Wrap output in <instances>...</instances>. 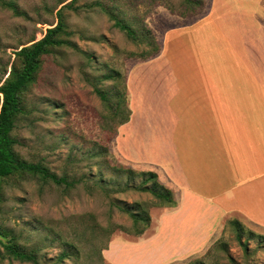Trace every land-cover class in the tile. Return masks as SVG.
Wrapping results in <instances>:
<instances>
[{
    "label": "rangeland",
    "instance_id": "rangeland-1",
    "mask_svg": "<svg viewBox=\"0 0 264 264\" xmlns=\"http://www.w3.org/2000/svg\"><path fill=\"white\" fill-rule=\"evenodd\" d=\"M69 1L0 0V77L10 70L19 47L57 24L58 10ZM211 1L190 6L188 0H77L65 10L70 38L80 49L62 46L44 55L13 134L22 158L81 182L58 185L29 172L2 180L0 264H264V232L234 215L230 219L244 229L242 241L230 220L221 230L197 232L187 240L170 231L168 207L151 206L154 195L137 187L143 177L120 168L155 171L169 187L163 173L134 160L152 159L170 142L172 122L158 111L164 105L159 96L165 94L160 84L165 70L157 65L177 56L183 61L191 34V26H170L203 17ZM109 12L128 22L137 39L115 26ZM236 17L251 38L260 32L249 16L240 11ZM154 42L164 45L166 57L162 50L143 56ZM249 46L259 50L264 43L257 38L256 46ZM109 75L119 79L104 78ZM96 85L108 92V102L95 92ZM119 91L126 102L117 114L113 106ZM129 97L135 115L121 131L118 123L129 113ZM137 205L151 216L140 236L119 227L133 226L126 208H141ZM9 242L35 254L37 262L10 254L4 245Z\"/></svg>",
    "mask_w": 264,
    "mask_h": 264
},
{
    "label": "crops",
    "instance_id": "crops-1",
    "mask_svg": "<svg viewBox=\"0 0 264 264\" xmlns=\"http://www.w3.org/2000/svg\"><path fill=\"white\" fill-rule=\"evenodd\" d=\"M240 11L261 33L251 38L240 30ZM183 25L191 26L184 60L157 65L165 70L158 111L172 122L169 145L134 162L163 173L174 191L170 231L194 240L237 215L264 232V46H249L257 38L264 43V0H212L203 17L170 27ZM129 101L121 131L135 115Z\"/></svg>",
    "mask_w": 264,
    "mask_h": 264
},
{
    "label": "trees",
    "instance_id": "trees-1",
    "mask_svg": "<svg viewBox=\"0 0 264 264\" xmlns=\"http://www.w3.org/2000/svg\"><path fill=\"white\" fill-rule=\"evenodd\" d=\"M77 0H70L64 4L57 12L58 22L51 28L47 29L45 35L38 40H32L30 44L19 47L15 53V59L10 66V70L5 72L4 77H0V192L1 183L5 178L19 173L29 172L35 175H39L45 180H51L58 185L75 187L81 182L79 179H70L67 175L59 176L52 172L48 167L42 163L30 162L22 158L16 150V145L19 143L18 139L14 136L13 132L16 127L19 116L25 111L24 96L28 88L36 82L37 76L41 70L43 64V57L46 54L53 52L57 47L67 46L74 50H79L78 45L71 40L70 36L72 31L69 29L67 19L65 16V10L73 6ZM191 3L190 6L195 4L204 5V0H188ZM16 13H19L13 2H9ZM111 18L114 20L115 26L125 31L132 39H137L136 30L125 20L119 18L113 12H109ZM172 13L179 15H186L185 12H178L172 10ZM188 15V14H187ZM194 15V14H191ZM145 39V38H144ZM154 41L156 39L154 38ZM160 51V46L153 45V50L144 52L143 56H150ZM115 78V76H104V78ZM95 92L101 97L102 100L108 102L109 95L104 89H101L97 85L95 86ZM118 100L116 106H113L115 113H119L122 104L126 102V96L124 92L119 91L117 94ZM110 105V104H109ZM131 116V110L127 116L119 121V125H122L129 121ZM124 172L128 171L130 175H141L143 177L142 182L137 186L142 191H148L155 197V201L151 202V206L158 207H175L177 205V199L174 191L165 186L160 180L157 172L155 171H140L136 172L128 167H120ZM118 168V169H120ZM152 183V185H150ZM141 207L140 205H137ZM126 212L132 218L133 226L125 228L119 226L120 229L134 234L135 236L142 235L151 223V216L147 209L141 208H126ZM229 223L237 226L238 239L242 241L244 229L240 227L238 220H230ZM116 226H114L113 231ZM240 228V229H239ZM253 233V232H251ZM9 253L16 258L24 261L37 262L36 256L33 253L26 252L19 248L16 243L9 242L4 243Z\"/></svg>",
    "mask_w": 264,
    "mask_h": 264
}]
</instances>
